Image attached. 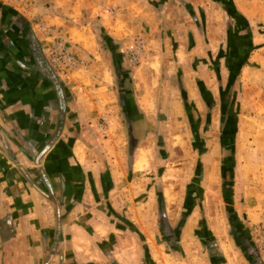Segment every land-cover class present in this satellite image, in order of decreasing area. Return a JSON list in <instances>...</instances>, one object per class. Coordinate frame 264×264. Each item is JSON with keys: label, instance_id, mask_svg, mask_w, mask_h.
<instances>
[{"label": "crops", "instance_id": "obj_1", "mask_svg": "<svg viewBox=\"0 0 264 264\" xmlns=\"http://www.w3.org/2000/svg\"><path fill=\"white\" fill-rule=\"evenodd\" d=\"M139 1H0V264H183L180 239L170 244L176 231L164 187L155 204L153 182L140 188L133 176L143 166L139 148L111 147L100 135L95 144L74 119L66 87L43 54L46 32L36 27L45 18L69 23L98 2L105 28L107 9L117 14L108 21L114 36L148 25V34L165 31V59L209 56L205 69L187 58L198 81L229 83L238 105L251 111L235 117L233 187L264 178V0ZM143 96L133 98L137 108L150 102Z\"/></svg>", "mask_w": 264, "mask_h": 264}, {"label": "rangeland", "instance_id": "obj_2", "mask_svg": "<svg viewBox=\"0 0 264 264\" xmlns=\"http://www.w3.org/2000/svg\"><path fill=\"white\" fill-rule=\"evenodd\" d=\"M139 2L146 5L147 1ZM98 4L90 13L80 9L69 23H49L45 18L36 27L46 32L41 38L43 54L66 87L74 119L80 118L95 144L100 135L111 147L124 149L127 122L118 93L126 89L132 98L144 95L150 102H142L146 108L138 107L137 119L131 122L139 148L136 153L143 163L133 176L140 188L146 181L153 182L155 204L164 187L167 219L176 231L170 244L173 247L180 239L176 247L180 262L264 264V178L233 187L235 117L250 111V106L238 105L229 83H211L205 73L201 77L206 80L199 82L197 72L186 62L189 56L179 57L178 63V57L165 59V31L148 34V25L138 24L139 31L123 38L110 34L114 29L108 21L117 14L107 9L105 28ZM137 43V58L131 62L128 47ZM189 59L209 68V56ZM260 123L264 130V119ZM167 240L165 236V246ZM242 241L244 248L239 245Z\"/></svg>", "mask_w": 264, "mask_h": 264}, {"label": "trees", "instance_id": "obj_3", "mask_svg": "<svg viewBox=\"0 0 264 264\" xmlns=\"http://www.w3.org/2000/svg\"><path fill=\"white\" fill-rule=\"evenodd\" d=\"M107 38L110 39V37H107ZM122 94H124V97L122 96ZM118 96H119V101L121 103L122 113L127 122L126 124H127V133H128V147L130 150H133L136 147V144H135L136 139L132 135L131 128H132L133 123L131 122L137 119L135 118L136 113L134 115V111L137 110V106L133 102V98L128 95V92L126 89H123V91H119ZM161 200L162 199L160 198V207H159L160 220H161V224L165 227V225H167V220L163 213V207L161 205Z\"/></svg>", "mask_w": 264, "mask_h": 264}, {"label": "built area", "instance_id": "obj_4", "mask_svg": "<svg viewBox=\"0 0 264 264\" xmlns=\"http://www.w3.org/2000/svg\"><path fill=\"white\" fill-rule=\"evenodd\" d=\"M3 3H16L19 0H0ZM139 44L137 43V45H130L128 47V54H129V59L131 62H134L137 58V48H138Z\"/></svg>", "mask_w": 264, "mask_h": 264}, {"label": "flooded vegetation", "instance_id": "obj_5", "mask_svg": "<svg viewBox=\"0 0 264 264\" xmlns=\"http://www.w3.org/2000/svg\"><path fill=\"white\" fill-rule=\"evenodd\" d=\"M240 244V246L242 247V248H244L245 247V243L242 241V242H239ZM247 255H248V259H250V256H249V254L247 253ZM254 260H256L255 258H253V256H252V261H254Z\"/></svg>", "mask_w": 264, "mask_h": 264}]
</instances>
